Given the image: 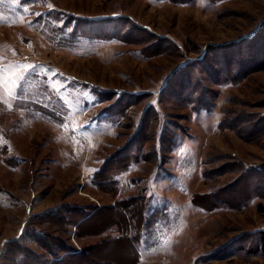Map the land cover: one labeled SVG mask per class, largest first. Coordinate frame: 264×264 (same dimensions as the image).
<instances>
[{
	"label": "rangeland",
	"instance_id": "rangeland-1",
	"mask_svg": "<svg viewBox=\"0 0 264 264\" xmlns=\"http://www.w3.org/2000/svg\"><path fill=\"white\" fill-rule=\"evenodd\" d=\"M12 62L0 264H264V0H4Z\"/></svg>",
	"mask_w": 264,
	"mask_h": 264
},
{
	"label": "trees",
	"instance_id": "trees-1",
	"mask_svg": "<svg viewBox=\"0 0 264 264\" xmlns=\"http://www.w3.org/2000/svg\"><path fill=\"white\" fill-rule=\"evenodd\" d=\"M186 1V0H185ZM199 59H202V56H200V57H198V58H196V60H199ZM159 92H160V90H159ZM200 103V102H199ZM172 145V143H169V145H167L166 147H169V146H171ZM127 155V154H126ZM131 157V156H130ZM129 157V158H130ZM131 160L132 159H130L129 161L131 162ZM130 162H129V164H130ZM125 168H127V166H125ZM125 168H120V169H118V170H116V171H114V172H112L111 174H110V177H112V181L114 180V182H115V179H116V176L118 175V173H120L122 170H124ZM264 170L261 168V166H258L255 170H254V173H259L258 175H260V177H262L261 176V172H263ZM253 172V171H252ZM261 173V174H260ZM259 178V177H258ZM263 179H264V177L263 178H260L259 180H258V182H262L263 181ZM101 183V181L100 180H98V183ZM141 196H138V197H136V198H138V199H140V204H139V206L142 208L141 210H139V209H137V217H140V214H141V216H142V219L143 218H145V217H150V220H151V222H149L150 223V225H151V223H152V225H154L153 223H155V221L156 220H158V217H159V215H157V213H158V209H156V208H153V210H151V211H146V210H144V207H145V202L143 201V200H145V195L144 194H140ZM131 222V221H130ZM137 225V224H136ZM144 226H145V228H148V226H149V224H148V222L146 223V221H145V223H144ZM138 227V226H137ZM129 228H130V225H129ZM154 232V230H152V233ZM256 236H257V240H256V242H255V249L256 250H260V251H262V252H264V228H261V229H259L257 232H256ZM16 240V238H14V239H9V240H7L5 243H4V245L5 244H7V243H9V242H12V241H15ZM139 241H141L140 239H131V249H132V247H133V249H134V247H135V251H137L138 249L136 248V245H138L139 244ZM69 249V248H68ZM71 250H73V249H71ZM77 253H80V251H75V250H73L72 252H71V254H77Z\"/></svg>",
	"mask_w": 264,
	"mask_h": 264
},
{
	"label": "snow or ice",
	"instance_id": "snow-or-ice-1",
	"mask_svg": "<svg viewBox=\"0 0 264 264\" xmlns=\"http://www.w3.org/2000/svg\"><path fill=\"white\" fill-rule=\"evenodd\" d=\"M4 0H0L3 3ZM13 3H19V0H12ZM27 11V9H25ZM35 65L31 64H19L17 62H12L8 65L0 64V103H6V97H16L18 93L14 88L9 87V85L17 84L18 81H23L26 79L27 73L30 72ZM23 68V72H14L12 69ZM11 74L9 75V73ZM17 86H19L17 84ZM11 107V105H9Z\"/></svg>",
	"mask_w": 264,
	"mask_h": 264
}]
</instances>
